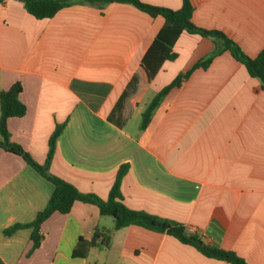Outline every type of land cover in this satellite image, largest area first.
Instances as JSON below:
<instances>
[{"label": "crops", "instance_id": "obj_1", "mask_svg": "<svg viewBox=\"0 0 264 264\" xmlns=\"http://www.w3.org/2000/svg\"><path fill=\"white\" fill-rule=\"evenodd\" d=\"M140 1L174 11L182 3ZM190 3L198 28L223 33L251 58L264 49V0ZM163 23L129 5L81 2L36 20L21 3L4 0L0 92L19 83L26 109L7 121L10 141L43 165L51 134L64 126L50 174L106 200L125 166L120 193L127 209L193 230L203 244L246 264H264V91L224 52L172 88L141 130L146 94L155 96L215 50L212 40L183 33L176 59L144 91L139 63ZM52 191L21 157L0 148V264H229L166 234L137 226L115 231L112 218L82 203L51 215L28 256L29 230L7 238L2 232L32 222ZM96 229L110 233L109 245L73 259L77 240H90Z\"/></svg>", "mask_w": 264, "mask_h": 264}, {"label": "trees", "instance_id": "obj_2", "mask_svg": "<svg viewBox=\"0 0 264 264\" xmlns=\"http://www.w3.org/2000/svg\"><path fill=\"white\" fill-rule=\"evenodd\" d=\"M23 5L27 14L36 20L53 18L60 10L73 5L76 2L86 3L91 6L102 8L109 4L129 5L138 11L148 15L150 18H162L164 23L159 32L153 38L149 48L139 63V71L143 76L144 91L152 83L155 76L166 62L176 59L173 48L183 33L198 35L208 38L215 44V50L206 59L198 62L191 70L179 75L171 84L157 93L141 115L140 129L148 126L154 111L157 109L168 92L178 87L186 80L193 71L197 69L206 70L213 59L224 52L239 64H241L250 78L256 79L264 91V49L254 58L245 55L241 49L223 33L213 30H204L195 26L192 22L193 7L190 0H182L179 10H170L155 7L141 2L140 0H14ZM4 0H0L2 4ZM21 86L19 83L12 85L8 90L0 92V148L7 153L19 156L40 177L53 186L52 194L43 210L38 212L34 220L27 224H14L3 230L4 237H11L19 231L29 230L32 247L28 253L30 256L37 250L42 241L40 233L41 225L54 213L68 214L75 203L93 205L97 207L101 217H110L114 221V230L129 226H137L146 230L166 234L173 237L179 243L196 249L206 258L229 264H246L242 259L232 252L224 251L203 244L198 237L190 234L186 229L175 222L163 220L143 212L127 209L122 203L120 184L126 173V167L119 169L114 184L111 187L106 200H102L92 194L80 193L71 184L53 176L49 172L50 164L55 152L56 142L61 135L64 126H56L48 140L46 161L43 165L37 164L31 156L21 147L10 141L7 131V121L12 118H22L25 115V106L20 102ZM142 93L132 102L136 107L140 102ZM110 233L105 230L96 229L90 240L79 238L72 250L73 259H86L90 249H103L109 245Z\"/></svg>", "mask_w": 264, "mask_h": 264}, {"label": "rangeland", "instance_id": "obj_3", "mask_svg": "<svg viewBox=\"0 0 264 264\" xmlns=\"http://www.w3.org/2000/svg\"><path fill=\"white\" fill-rule=\"evenodd\" d=\"M153 96H154L153 93H151V92L147 93L146 96H145V98H144V100H143V104L145 103V105H148V103H150V101H151V99L153 98ZM143 104H142V106H143ZM143 107H144V106H143ZM145 107H146V106H145ZM140 122H141V117H139V118L137 119V124H139Z\"/></svg>", "mask_w": 264, "mask_h": 264}, {"label": "built area", "instance_id": "obj_4", "mask_svg": "<svg viewBox=\"0 0 264 264\" xmlns=\"http://www.w3.org/2000/svg\"><path fill=\"white\" fill-rule=\"evenodd\" d=\"M189 233H190V234H194V231H193V230H189Z\"/></svg>", "mask_w": 264, "mask_h": 264}]
</instances>
